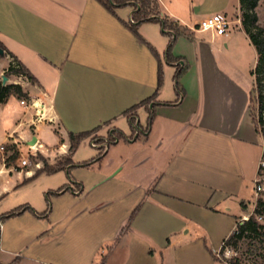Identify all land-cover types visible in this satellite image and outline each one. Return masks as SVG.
Wrapping results in <instances>:
<instances>
[{"label": "crops", "instance_id": "obj_1", "mask_svg": "<svg viewBox=\"0 0 264 264\" xmlns=\"http://www.w3.org/2000/svg\"><path fill=\"white\" fill-rule=\"evenodd\" d=\"M232 1L159 0L160 16L181 29L173 48L178 62H166L170 38L161 24L139 26L163 65L154 101L161 105L148 133L103 148L92 138L115 129L131 136L124 113L158 90L159 59L131 31L133 8L115 16L97 0H0V42L37 80L13 76L6 83L22 86L28 98L0 103V144L20 150L36 138L41 152L73 162L35 178L21 159L0 163V218L20 206L42 214L51 205L47 216L27 211L2 220V264H228L219 253L254 211L264 161L251 117L249 70L259 56L239 21L217 38L196 28L213 14L227 16ZM14 60L0 56L1 78ZM179 67L187 69L180 93ZM136 114L146 129L150 113L141 107ZM95 130L71 154L69 135ZM88 144L92 154L84 159ZM101 151L100 162L81 166ZM73 165L71 179L57 188L68 191L45 199L49 188L41 183Z\"/></svg>", "mask_w": 264, "mask_h": 264}, {"label": "trees", "instance_id": "obj_2", "mask_svg": "<svg viewBox=\"0 0 264 264\" xmlns=\"http://www.w3.org/2000/svg\"><path fill=\"white\" fill-rule=\"evenodd\" d=\"M102 6H104L111 14L117 16L116 11L118 9H124L127 7L133 8L132 17L135 21L133 25H130L131 31L144 43L146 44L150 50L155 54V56L159 59V73H158V90L155 94L137 104L127 110L124 115L128 118L131 127H132V135L126 136L122 131L115 129L109 132L107 138H92L91 145L93 147H97L101 144L107 145V147L116 144L120 140L130 141L138 137L140 134H146L149 132L153 120H154V108L156 106L161 105V103H154L156 98L158 97L159 90L163 86L164 82V72H163V65L160 61L158 53L154 50V48L149 45L139 34L138 28L143 23H158L161 24L163 28V33H165L169 38V46L166 52V62L168 64L175 65L178 62V59L173 56V48L176 43L177 37L180 35V31L177 29L178 25H174L169 23L167 18H163L160 16L159 13V0H97ZM260 0H240L241 9L243 11V26L247 34L249 35L253 45L256 47L258 53V62L256 68L253 70L252 75L255 76V88L252 91L251 95V117L253 124L255 126L256 132L259 136H261L264 140V32L259 26H257L258 17L255 12L256 8L258 7ZM0 49L4 51L7 55H10L14 58V63L10 65L9 69L5 72L4 76L8 80L11 77H25L31 83H37L35 77L30 73V71L20 62L18 61L15 56H13L5 46L0 42ZM187 69L179 67L176 75V90L178 93L181 92V85L179 83L181 77L185 74ZM257 92L259 95L256 97ZM15 96L19 99H26L28 95L24 92L22 86L17 84H4L2 78L0 77V103H6L10 97ZM166 105H170L166 103ZM141 107H145L146 110L150 113V117L148 119L147 128L143 129V127L138 122V116L136 114L137 110ZM98 130L92 132H85L80 133L78 135L70 134L69 138L71 141V154L77 150L78 146L80 145L83 139L91 137L95 134ZM104 150L103 148H100ZM103 157V151L99 153V155L84 164L82 167L90 166L94 163L100 162ZM17 155L13 157L16 159ZM68 165H71L73 162L68 159ZM66 166L60 167L58 169L51 168L46 166L45 169L38 172L33 178L38 177L43 173L47 174H55L58 171L64 170ZM77 166L73 165L68 170L69 178L71 179V170L75 169ZM261 172V171H260ZM32 178V179H33ZM63 191H68L67 188H62L58 190L57 193H61ZM242 209L244 211H248V206L245 203L241 204ZM50 203L48 206V210L42 214L36 213L29 205L20 206L15 210L9 212L2 220H8L17 216L22 215L27 211H31L39 216H47L50 210ZM259 216H264V201L261 199L257 202V208L254 213L250 216V219L245 222L238 221L237 227L235 232L223 242V246L219 253V257H221V261H225L228 264H245L236 256L231 258H224V254L229 249H234V247L241 241L245 240H254V239H262L264 240V223L258 220ZM1 237V234H0ZM212 254V252H211ZM213 255V254H212ZM215 259H218L215 255H213ZM0 264H2L0 262Z\"/></svg>", "mask_w": 264, "mask_h": 264}, {"label": "rangeland", "instance_id": "obj_3", "mask_svg": "<svg viewBox=\"0 0 264 264\" xmlns=\"http://www.w3.org/2000/svg\"><path fill=\"white\" fill-rule=\"evenodd\" d=\"M236 7H237V0H233L232 1V7L227 12L228 19L234 23V24L232 23L233 27H235V25L238 26L237 21H239V23L243 22V11H242L241 7L237 8V9H236ZM255 12H256L257 17H258L257 26H259V28H261L264 32V0H260L258 7L256 8ZM129 21H130V19H129ZM169 23L176 25V23L172 20H169ZM242 25H243V23H242ZM177 29L179 31H181V29L179 27H177ZM252 72H253V69H252V65H251L250 70H249V75L251 77V81L253 79ZM17 82H20V81H17ZM258 95H259V93L257 92L256 97ZM53 135L54 134L51 132H48L46 135L47 137H46V140L44 143L49 148L52 147V144H53ZM94 138L97 139L99 137H94ZM8 146L9 147L6 146L7 148L5 147V157H6V163L9 166H12V165L17 166V160L18 159H21V160L26 159L29 161V165L27 167H25L24 169L35 170L36 171L35 174H37L41 170L45 169L46 166H49V167L54 168V169H58L60 167H64V166L68 165L67 161L69 159V155L61 156L59 153H52L50 151H46V152H41V151L38 152L37 151L36 155H32V154L30 155V151H29L28 147L21 146V149L18 150L16 146L15 147H13V145H8ZM90 149H92V146L90 144L85 145V147L80 151L79 156L83 157L84 159H89L88 158L89 155L92 154ZM15 155H17V158L13 159V157ZM20 169L21 168H19V170ZM71 176H72V174H71ZM263 176H264V170H263ZM63 179H69L70 180L67 172L66 173H60V174L53 176V177H49V179H47L46 183H41L42 185H44V187L49 188L45 192L46 193L44 195L45 199H47V196H49L50 198L53 197L52 194L54 192H57V188H58V186L61 185L60 183ZM249 187L250 188H249L247 199L248 198L252 199V197L254 195V186H252V188H251V186H249ZM241 220H243V217L241 218ZM263 223H264V221H263ZM210 252H212V254L215 255V253L211 249H210ZM234 256L239 258L245 264H264V240L254 239V240L241 241L234 247V249H229L224 254V258H231ZM219 259H221V257H219Z\"/></svg>", "mask_w": 264, "mask_h": 264}, {"label": "built area", "instance_id": "obj_4", "mask_svg": "<svg viewBox=\"0 0 264 264\" xmlns=\"http://www.w3.org/2000/svg\"><path fill=\"white\" fill-rule=\"evenodd\" d=\"M134 23H135V21L131 15L129 24L133 25ZM196 29L198 32L208 33L211 35L212 38H217V37H221V36L226 35L232 29V21L229 20L225 14H221V13L213 14L211 16L204 18L198 24ZM32 105L34 107H36L38 110V107L35 106V103ZM44 107H45V105H44ZM36 145H37V143H36ZM40 146L42 147V145H40ZM5 147H6L5 144H0V163H6ZM103 147L106 148L107 145L104 144ZM28 149L30 151V155L31 154L32 155L37 154V150H35V148H33V146L31 144L28 145ZM21 165H22V167H27L29 165V161L24 159L21 161ZM260 167H261V172H260L259 177H258L256 184H255L256 203H255L254 211L257 208L258 200L261 199L262 201H264V176H263L264 161L261 162ZM254 211H253V213H254ZM251 215L244 216L243 220H241V222L243 223L245 221H248L250 219ZM258 220L263 222L264 216H259ZM1 226H2V222L0 220V227Z\"/></svg>", "mask_w": 264, "mask_h": 264}, {"label": "water", "instance_id": "obj_5", "mask_svg": "<svg viewBox=\"0 0 264 264\" xmlns=\"http://www.w3.org/2000/svg\"><path fill=\"white\" fill-rule=\"evenodd\" d=\"M4 55V51L2 49H0V56H3ZM2 80H3V83L6 84L9 80L5 77H2ZM37 143V140L36 138H34L31 142L32 145H36Z\"/></svg>", "mask_w": 264, "mask_h": 264}, {"label": "bare ground", "instance_id": "obj_6", "mask_svg": "<svg viewBox=\"0 0 264 264\" xmlns=\"http://www.w3.org/2000/svg\"><path fill=\"white\" fill-rule=\"evenodd\" d=\"M36 106V105H35ZM37 107H41L40 106V104H37ZM44 108V107H43ZM41 109V108H40ZM42 110V109H41ZM41 113V112H40ZM33 146V148H35V150H37L38 152L40 151V150H43V146L41 147L40 145L38 146V145H32Z\"/></svg>", "mask_w": 264, "mask_h": 264}]
</instances>
